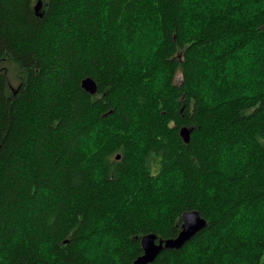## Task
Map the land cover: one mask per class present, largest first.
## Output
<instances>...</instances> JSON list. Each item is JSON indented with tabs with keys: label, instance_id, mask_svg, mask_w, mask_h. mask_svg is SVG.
<instances>
[{
	"label": "trees",
	"instance_id": "obj_1",
	"mask_svg": "<svg viewBox=\"0 0 264 264\" xmlns=\"http://www.w3.org/2000/svg\"><path fill=\"white\" fill-rule=\"evenodd\" d=\"M191 208L146 264H264V0H0V264H132Z\"/></svg>",
	"mask_w": 264,
	"mask_h": 264
},
{
	"label": "water",
	"instance_id": "obj_2",
	"mask_svg": "<svg viewBox=\"0 0 264 264\" xmlns=\"http://www.w3.org/2000/svg\"><path fill=\"white\" fill-rule=\"evenodd\" d=\"M81 86L91 94L97 92V82L90 76L86 75L81 78ZM193 125L183 124L179 127V135L184 142L189 141ZM119 153L116 154L118 158ZM207 219L200 214L196 208L185 209L181 213V222L179 230L173 236H159L154 231H148L140 236L142 252L132 261V264H146L152 261L163 248H178L189 240L198 230L205 227Z\"/></svg>",
	"mask_w": 264,
	"mask_h": 264
},
{
	"label": "rangeland",
	"instance_id": "obj_3",
	"mask_svg": "<svg viewBox=\"0 0 264 264\" xmlns=\"http://www.w3.org/2000/svg\"><path fill=\"white\" fill-rule=\"evenodd\" d=\"M257 1H259V0H249V3L257 2ZM39 8H40V6H39ZM39 8H38V9H39ZM107 253H108V252H106L105 256L107 255ZM105 256H104V257H105ZM103 259H104V258H103ZM103 259H102V260H103Z\"/></svg>",
	"mask_w": 264,
	"mask_h": 264
}]
</instances>
